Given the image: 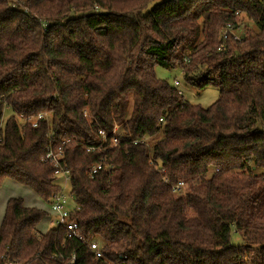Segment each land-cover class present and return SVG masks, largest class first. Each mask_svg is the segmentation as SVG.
<instances>
[{
  "label": "trees",
  "instance_id": "obj_1",
  "mask_svg": "<svg viewBox=\"0 0 264 264\" xmlns=\"http://www.w3.org/2000/svg\"><path fill=\"white\" fill-rule=\"evenodd\" d=\"M243 16L256 30L237 38ZM157 66L219 98L190 103ZM49 133L103 256L61 226L42 232L48 212L10 197L0 264H264V0H0V186L50 201ZM103 158L112 168L93 173Z\"/></svg>",
  "mask_w": 264,
  "mask_h": 264
},
{
  "label": "built area",
  "instance_id": "obj_2",
  "mask_svg": "<svg viewBox=\"0 0 264 264\" xmlns=\"http://www.w3.org/2000/svg\"><path fill=\"white\" fill-rule=\"evenodd\" d=\"M227 31L228 30L225 29L224 37H226ZM173 85L178 89L180 94L184 95L183 91L179 88L180 81L178 79L174 80ZM44 114L45 113H40L35 116H27V117H22V118L25 122H29L32 126L36 127L38 126L39 119L46 117ZM32 118H36V120L34 121L32 120ZM99 133L103 137L104 143H106L107 134L103 130H100ZM118 133H119V129L116 126L113 130V139H112L111 147L115 146V144L117 143ZM49 139H50V147L46 154V159L50 161L56 168V171H55L56 179H57L56 184L59 187V190L52 195L50 201L47 203L48 204L47 212L49 216H51L50 224L52 227L61 226L63 228H66L69 236L75 237L81 240L83 243H86L89 249L93 251L95 259H100L103 256L102 246L100 242L86 241L84 236H82L80 233L78 221L73 218L74 212L80 209V206L76 204L74 200V195L72 193L71 172L68 166L62 163L61 161V158L63 156L62 150L59 149L56 151L53 148L54 135L52 133H49ZM91 149H94V148H88V150H91ZM104 159L106 158H103L99 163L93 166V168L91 169L93 173H96L98 170L102 169L104 165L105 166L107 165L108 169L112 168V165H110L109 163L106 164V162L103 161ZM161 171H164V170L161 169ZM165 181H168V179L165 178ZM172 189L174 192H176V194H185L187 192L186 191L187 183L183 180L179 181L178 183L173 185ZM244 257L242 258L243 259L242 263L246 262V264H249V262L246 261L248 260V258H244ZM68 264H77V259L74 255L68 258ZM107 264H131V263L127 261H120V262H107Z\"/></svg>",
  "mask_w": 264,
  "mask_h": 264
},
{
  "label": "rangeland",
  "instance_id": "obj_3",
  "mask_svg": "<svg viewBox=\"0 0 264 264\" xmlns=\"http://www.w3.org/2000/svg\"><path fill=\"white\" fill-rule=\"evenodd\" d=\"M248 28L254 31L256 30L254 22L251 19L243 16L240 26L237 29L233 30V32L235 36L239 38L242 37V35L246 32ZM156 74L159 78L165 79L171 84H174V80L178 79L180 81L179 88L183 91L185 99L188 100L190 103L199 104L202 107L207 108L219 98V89L216 87L209 86L199 90L185 83L180 69L168 70L166 68L157 66ZM11 114L12 111L9 108L4 109V116H3L4 121L7 120V118ZM44 115L49 118V114L47 112ZM32 120L35 121L36 118H32ZM19 121L21 123L25 122L23 118L22 119L19 118ZM262 171H263L262 168L260 167L257 168L258 173H261ZM209 175L210 174H208V176ZM55 181H57V179ZM186 191L188 190L186 189ZM10 197H20L24 200L25 205L32 207H39L47 211L48 208L47 202L42 198H40L38 195H36L31 188L24 186L20 183H17L12 179H5L2 185L0 186V223L5 213L7 200ZM188 213L189 215L193 214L192 211H188ZM50 221H51V216L46 215L39 223L38 225L39 229L42 232L48 230L51 227ZM241 245H242L241 236L234 232V234L232 235V244L228 248V255L231 254V252L234 251L235 249L237 252H239ZM244 258H248V260L246 261L251 263L253 256L248 254Z\"/></svg>",
  "mask_w": 264,
  "mask_h": 264
}]
</instances>
